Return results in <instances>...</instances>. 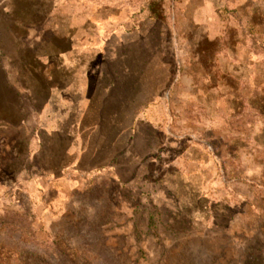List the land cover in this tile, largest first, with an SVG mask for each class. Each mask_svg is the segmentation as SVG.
Instances as JSON below:
<instances>
[{
  "label": "rangeland",
  "instance_id": "1",
  "mask_svg": "<svg viewBox=\"0 0 264 264\" xmlns=\"http://www.w3.org/2000/svg\"><path fill=\"white\" fill-rule=\"evenodd\" d=\"M106 2H90L91 28L60 34L76 72L120 73L117 98L146 110L125 128L139 174L68 175L73 137L41 134L27 82L0 123V264H264V0ZM50 136L56 154L39 151Z\"/></svg>",
  "mask_w": 264,
  "mask_h": 264
},
{
  "label": "crops",
  "instance_id": "2",
  "mask_svg": "<svg viewBox=\"0 0 264 264\" xmlns=\"http://www.w3.org/2000/svg\"><path fill=\"white\" fill-rule=\"evenodd\" d=\"M92 1L0 0V123L11 126L12 113L18 111L15 98L21 93L19 88L27 86V82L35 81V85L39 82L41 134L46 137L50 127L65 128L73 137L63 154L66 161L62 169L84 181L101 172L122 187L121 174H139L138 167L132 173L125 171V167L130 168L124 164L134 138V134L125 133V128L134 130L137 118L146 110L141 111L137 105H125L117 98L124 95L127 81L120 73L105 71L95 77L85 69L82 73L76 72L73 66L75 45H70L64 34H60L75 32L76 28H91ZM100 1L105 3L106 10L107 0ZM53 28L56 35L51 42L54 41L52 46L57 53L55 57L51 55L52 58L44 57V36ZM64 49H68V58L62 53ZM40 63L48 65L43 68L39 67ZM43 81L48 83L42 85ZM55 95L66 96L61 102L64 108L56 107L60 101H56ZM47 118L56 119L63 126H46ZM56 143L51 137V142L42 143L39 151L56 154Z\"/></svg>",
  "mask_w": 264,
  "mask_h": 264
}]
</instances>
